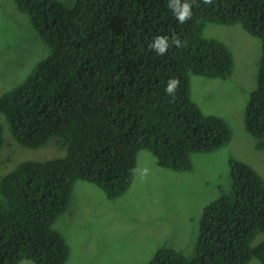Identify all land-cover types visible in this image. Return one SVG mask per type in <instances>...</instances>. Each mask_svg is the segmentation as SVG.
I'll use <instances>...</instances> for the list:
<instances>
[{
  "label": "trees",
  "instance_id": "1",
  "mask_svg": "<svg viewBox=\"0 0 264 264\" xmlns=\"http://www.w3.org/2000/svg\"><path fill=\"white\" fill-rule=\"evenodd\" d=\"M187 2L192 17L181 24L169 0H14L50 53L0 94V113L21 146L56 137L64 154L0 176V264H66L70 247L52 225L78 181L115 198L130 187L141 150L159 167L185 171L191 154L230 142L228 123L190 95L191 74L226 79L233 69L226 44L202 36L205 23H238L261 41L244 124L264 149V0ZM173 34L184 46H172ZM157 36L169 37L164 55L149 47ZM173 77L174 97L165 93ZM3 130L0 121V147ZM229 163L231 189L203 207L193 255L162 245L146 264H264V240L251 244L264 233V181L249 164Z\"/></svg>",
  "mask_w": 264,
  "mask_h": 264
},
{
  "label": "rangeland",
  "instance_id": "2",
  "mask_svg": "<svg viewBox=\"0 0 264 264\" xmlns=\"http://www.w3.org/2000/svg\"><path fill=\"white\" fill-rule=\"evenodd\" d=\"M72 6L76 0H57ZM202 36L222 40L232 53L233 69L226 79L190 75V95L203 112L222 117L230 126V142L213 152H195L192 169L176 171L156 165L147 150L138 153L130 187L108 199L93 184L78 181L64 213L52 228L70 247L66 264H146L162 246L193 255L203 207L231 189L230 159L249 164L264 181V149L245 130L244 112L256 87L261 41L240 24L205 23ZM50 53L27 14L14 0H0V94L19 84ZM4 143L0 176L25 160L41 161L64 154L50 139L44 146H21L0 113ZM264 240L258 233L255 245ZM18 264H33L22 260ZM248 264H260L251 259Z\"/></svg>",
  "mask_w": 264,
  "mask_h": 264
},
{
  "label": "clouds",
  "instance_id": "3",
  "mask_svg": "<svg viewBox=\"0 0 264 264\" xmlns=\"http://www.w3.org/2000/svg\"><path fill=\"white\" fill-rule=\"evenodd\" d=\"M193 3H195V0H193ZM203 3L206 5L214 4V0H203ZM196 6L199 5L197 4ZM168 7L175 15L177 21L181 24L187 22L192 17L193 4L188 3L187 0H184L183 3L181 2V0H169ZM168 40L169 37L167 36H157L154 42L149 45V47L150 49L155 50L158 55H164L170 47ZM172 46H175L177 48L184 46L180 39L175 36V34L172 35ZM179 84L180 81L178 78H170L168 80L167 87L165 88V93L169 96L174 97Z\"/></svg>",
  "mask_w": 264,
  "mask_h": 264
}]
</instances>
